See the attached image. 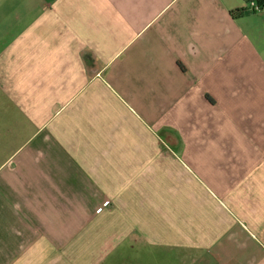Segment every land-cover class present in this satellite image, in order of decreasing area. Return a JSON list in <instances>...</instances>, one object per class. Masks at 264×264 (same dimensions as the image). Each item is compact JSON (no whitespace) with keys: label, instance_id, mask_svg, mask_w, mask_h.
<instances>
[{"label":"crops","instance_id":"1","mask_svg":"<svg viewBox=\"0 0 264 264\" xmlns=\"http://www.w3.org/2000/svg\"><path fill=\"white\" fill-rule=\"evenodd\" d=\"M246 4L0 0V264H264Z\"/></svg>","mask_w":264,"mask_h":264},{"label":"rangeland","instance_id":"2","mask_svg":"<svg viewBox=\"0 0 264 264\" xmlns=\"http://www.w3.org/2000/svg\"><path fill=\"white\" fill-rule=\"evenodd\" d=\"M130 249L128 248V245L125 242H122L120 244L119 248L113 251V254L111 255V257H112V259L125 258L126 253L129 252V255L131 254L132 255V258H135L133 256V254L131 253L133 250L131 251ZM140 249H143V251L140 250ZM147 251H148V249L143 248L142 246H140V247H138V251H137L138 254L137 255L142 256V259H143L144 256H146ZM119 253H120V255H119Z\"/></svg>","mask_w":264,"mask_h":264},{"label":"trees","instance_id":"3","mask_svg":"<svg viewBox=\"0 0 264 264\" xmlns=\"http://www.w3.org/2000/svg\"><path fill=\"white\" fill-rule=\"evenodd\" d=\"M245 1L247 4H249L251 1H255L256 5L259 6V9H264V0H245ZM247 10H248L247 7L246 8H239V9L232 11V15H234L235 17H240ZM254 11H256V10H254Z\"/></svg>","mask_w":264,"mask_h":264},{"label":"built area","instance_id":"4","mask_svg":"<svg viewBox=\"0 0 264 264\" xmlns=\"http://www.w3.org/2000/svg\"><path fill=\"white\" fill-rule=\"evenodd\" d=\"M247 5V8L248 9H251V10H260L259 9V6L258 5H256V3H255V1H251L249 4H246Z\"/></svg>","mask_w":264,"mask_h":264}]
</instances>
